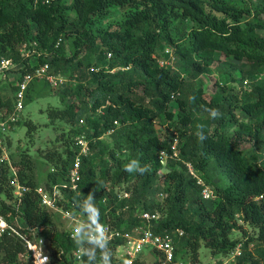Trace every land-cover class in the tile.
Here are the masks:
<instances>
[{
  "label": "trees",
  "instance_id": "1",
  "mask_svg": "<svg viewBox=\"0 0 264 264\" xmlns=\"http://www.w3.org/2000/svg\"><path fill=\"white\" fill-rule=\"evenodd\" d=\"M112 14L116 17L109 19ZM103 19H109L106 25H101ZM257 30H264V0L252 5L240 0H0V56L18 64L16 72L21 75L46 62L51 73L75 82L60 96L63 106L47 110L50 123L61 120L70 125L59 137L62 149L44 155L52 163L45 184H56L66 199L59 206L87 214L88 224H109L123 233L146 225L139 211L159 212L156 232L183 230L175 238L174 260L167 264L184 256L197 262L201 245L213 255L225 256L239 242L242 251L235 264H264V81L240 94L232 83L236 71L252 80L264 71V37ZM33 41L40 55L31 64V56L21 55L16 46L33 47ZM165 45L180 61L179 69L158 64L157 52ZM233 60L249 69L239 68ZM214 61L229 81L207 99L202 85L188 83L183 72L195 80ZM171 94H176V112L168 107ZM66 96L71 102L65 103ZM237 110L246 119H237ZM164 120L172 129L161 137L159 125ZM26 124L28 133L33 125ZM229 125L235 126L232 135L227 134ZM108 131L110 144L101 138ZM81 135L89 153L80 158L73 190L68 173ZM174 138L177 157L171 156ZM162 151L167 153L164 165L159 161ZM185 161L214 190L212 208L201 198V187ZM30 163L22 152L11 164L28 190L19 203L6 201L10 191L5 198L0 196V213L6 220L13 223L17 215L26 232L35 228L42 235L50 230L55 250L49 264H119L113 251L123 238L95 244L54 229L53 213L40 204L35 191ZM162 167L165 171L158 175ZM11 179L8 166L0 162V194L5 191L3 183ZM158 180L165 196L151 201ZM122 192L128 196H119ZM244 224L255 233L247 235L243 229L244 240L231 237ZM80 246L82 260L77 261L73 251ZM149 252L151 264H162L157 251ZM0 264L33 263L24 244L4 233ZM134 264L145 263L140 258Z\"/></svg>",
  "mask_w": 264,
  "mask_h": 264
},
{
  "label": "rangeland",
  "instance_id": "2",
  "mask_svg": "<svg viewBox=\"0 0 264 264\" xmlns=\"http://www.w3.org/2000/svg\"><path fill=\"white\" fill-rule=\"evenodd\" d=\"M66 3H70L71 0H63ZM241 3H247L249 5L258 3L260 0H240ZM74 16L73 13L69 15L70 18ZM116 17L115 14L110 15L109 19ZM109 19H103L101 25H106ZM98 25V24H97ZM258 35L264 37V30H257ZM68 47V44L66 45ZM70 50L68 48L67 53ZM82 53L79 54L81 56ZM5 57V56H4ZM196 59L200 58V55L195 56ZM81 58V57H80ZM109 56H106V59ZM158 64L163 67L169 66L171 70H177L180 67V61H177L173 52L165 45L163 48H160L157 52L156 57ZM239 68L243 70H248V65H241L239 61L233 60ZM237 70H240L237 68ZM113 71V70H112ZM244 74V73H243ZM62 75V74H61ZM65 78V82L61 85L51 87L46 82L41 83V80H35L34 83L30 85L29 90L27 91L24 99V108L20 112L14 111V87L16 79L18 77L17 72H9L6 79H2L0 81V112H1V120L3 125L0 126V158L3 159V165L8 166V173L11 174L13 168L11 164L15 161H18L20 158V154L23 152L30 157V165L31 171L30 175L35 179L37 183V187H47L46 182V173L52 168V163H50L44 155L47 151H52L53 149L60 150L62 149V143L59 140L61 133L67 132L70 125L64 123L61 120H54L53 123H50L49 118L47 116V110L51 108H59L63 106V101L60 96L63 92L69 87H71V83H75L71 78H68L67 75H62ZM227 73H221L218 71L217 61H214L208 72L200 74L195 80L190 79L188 72H183V77L188 81V83L197 86L199 84L202 85L205 90V97L207 99L210 98L211 95L220 91V84L222 82L229 81V77H227ZM232 83L236 84L239 88V94L250 88L252 84L256 82L264 81V71L257 76L255 80L250 79L248 76L240 77L239 71L234 73ZM244 79L248 80L245 84ZM41 81V82H40ZM218 83V84H217ZM138 93H141V88L138 87L136 89ZM232 92H238L235 89ZM71 97L66 96L64 101L65 103L71 102ZM169 109L176 112L178 109L177 100L175 98L169 102ZM237 119L244 120L246 119V114L240 110L235 112ZM82 118L85 119V114L82 115ZM26 122H29L30 125H33V129L28 131V125ZM160 131L159 135L161 137L165 136L167 128L172 129L169 126V122L167 120L163 121L162 125H159ZM235 126L229 125L226 130L228 135H232ZM112 131V130H111ZM108 131L106 134L102 135L101 138L104 142L110 144L112 138L109 135ZM174 131V128H173ZM173 133H176L175 131ZM245 147H248L249 144H243ZM165 171V167H162L158 171V175H161ZM217 178V177H216ZM126 185V184H125ZM108 186V185H107ZM3 188L5 191L0 194L1 197H6V192H11V199L6 200L7 202L13 203L17 198L16 190L11 183V180L3 183ZM122 189V187L120 186ZM214 191V190H213ZM164 193L162 192L161 183L158 180L157 183L152 188L149 200H161L164 197ZM215 197V196H214ZM214 197L204 200L206 205L210 208L214 205ZM65 197L62 196L57 201L63 202ZM58 210H49L53 213L52 221L54 223V229L58 232L66 231L69 236L76 228L81 229V232L77 234L78 240H84L85 238V229L83 224L86 222L87 214L83 213L80 210H70L63 209L58 204ZM19 216H15L13 219V224L18 225L19 227H24L21 222ZM241 229H234L231 233V237L238 238L244 240L246 235L243 234V229H246L247 235H253L255 233L254 228L244 224ZM44 245H46L47 252L49 255V259L51 258L52 253L54 252V247L50 242V230L45 229L42 232ZM75 239V238H74ZM251 245V244H250ZM228 264H235L236 257L232 258L229 254L223 256ZM142 261L145 264H151L153 261V257L151 253L148 251L141 256ZM117 260V259H116ZM182 260H189L187 256H184ZM118 261V260H117ZM223 261L221 255H213L211 251L205 246L201 245L198 250V264H221ZM119 264H122L119 262Z\"/></svg>",
  "mask_w": 264,
  "mask_h": 264
},
{
  "label": "built area",
  "instance_id": "3",
  "mask_svg": "<svg viewBox=\"0 0 264 264\" xmlns=\"http://www.w3.org/2000/svg\"><path fill=\"white\" fill-rule=\"evenodd\" d=\"M60 43V39L57 40L56 46ZM32 46H28L27 43H20L16 46V50L21 55L31 56L30 63L40 55V52L34 48L36 42H32ZM33 53V54H32ZM110 54H108L109 56ZM163 65V64H162ZM160 65V66H162ZM19 65L10 61L4 56H0V81L6 79L9 72H16ZM90 71H97L98 68L90 67ZM18 73V77L14 85V111L20 112L24 108L25 93L28 85L35 80L45 81L49 86L55 87L61 85L65 82V78L61 74L51 73L49 70V64L43 63L34 67L31 71L24 74ZM246 84L247 81L244 80ZM176 94H171V100L175 98ZM1 117V112H0ZM79 123H83V118L79 120ZM3 122L0 118V126ZM75 144L78 146L79 151L74 159V162L69 170L68 178L71 189L75 190L77 182L79 180V163L81 156H85L89 153V145L86 138L81 135L77 137ZM171 156L177 157L176 152V138L171 145ZM167 159V153L162 151L159 154V161L161 164H165ZM3 159L0 158V162ZM188 173L195 178L196 184L201 187L200 194L203 200L213 198L214 192L212 188L205 183V181L197 175L193 166L190 162H184ZM12 170L11 183L16 190L17 198L15 201L20 202L23 192L28 190V188L22 186L15 174V170ZM35 191L39 197L40 204L48 210H58V200L62 196L59 187L54 184L52 187H36ZM119 196L127 197L126 192L119 193ZM138 216L146 222L145 226H135L130 232L123 233L121 230L113 227L109 224H96L91 225L85 222L83 227L85 229V238L91 243H105L110 242L116 238H123L121 244L114 248L113 256L115 259L120 261L122 264H134L135 260L140 259L145 251L155 250L159 253V260L162 264L171 263L174 260L175 255V238L181 237L183 235V230L176 228L173 231H163L156 232L154 227L157 226L159 220L161 219V214L157 211L141 210ZM241 223V220H239ZM38 230L31 228L28 232L22 230L16 224L9 223L4 215L0 213V234L6 233L7 235H12L17 237L25 246L28 251L29 257L33 264H49L50 259L47 252L46 245H44L43 236L40 235ZM81 232V229L76 228L70 234L71 238L77 239V234ZM242 251L241 243H237L234 250L229 254L232 258L240 255ZM83 248L80 246L75 251H73V256L77 261L82 260ZM221 264H228L224 261L222 256ZM175 264H198V262L190 260L178 259L174 261Z\"/></svg>",
  "mask_w": 264,
  "mask_h": 264
},
{
  "label": "clouds",
  "instance_id": "4",
  "mask_svg": "<svg viewBox=\"0 0 264 264\" xmlns=\"http://www.w3.org/2000/svg\"><path fill=\"white\" fill-rule=\"evenodd\" d=\"M213 115H216L215 111H213ZM203 138H204V137H203V136H201V139H203ZM126 170H128V171H129V169H128V166H127ZM144 171H147V167L144 169Z\"/></svg>",
  "mask_w": 264,
  "mask_h": 264
}]
</instances>
